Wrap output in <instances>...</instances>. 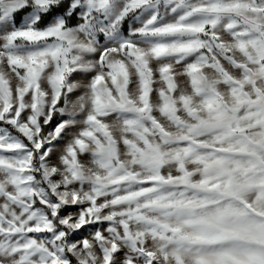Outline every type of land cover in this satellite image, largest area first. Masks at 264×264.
Here are the masks:
<instances>
[{
	"label": "snow or ice",
	"instance_id": "6c2138e0",
	"mask_svg": "<svg viewBox=\"0 0 264 264\" xmlns=\"http://www.w3.org/2000/svg\"><path fill=\"white\" fill-rule=\"evenodd\" d=\"M249 45L264 53V0H0V264H152L134 213L81 164L77 113L153 60L235 64Z\"/></svg>",
	"mask_w": 264,
	"mask_h": 264
},
{
	"label": "rangeland",
	"instance_id": "374dc122",
	"mask_svg": "<svg viewBox=\"0 0 264 264\" xmlns=\"http://www.w3.org/2000/svg\"><path fill=\"white\" fill-rule=\"evenodd\" d=\"M97 41L107 43L108 37L97 36ZM245 51L247 56L239 49L228 53L235 64L195 61L199 67H181L153 60L143 83L136 82L133 72L132 82L120 92L108 80L103 110L96 112L89 100L77 113L82 123L74 126L76 131L92 133L81 164L89 178L102 181L134 213L132 229L154 254L152 264L264 261V220L243 219L246 214L235 209L226 186L227 169L217 164L219 154H233L240 142L235 139L241 132L235 116H264V53L251 45ZM81 92L77 88L70 98ZM87 112L94 114V122L87 121ZM106 227L100 229L105 234Z\"/></svg>",
	"mask_w": 264,
	"mask_h": 264
},
{
	"label": "crops",
	"instance_id": "0c3cea01",
	"mask_svg": "<svg viewBox=\"0 0 264 264\" xmlns=\"http://www.w3.org/2000/svg\"><path fill=\"white\" fill-rule=\"evenodd\" d=\"M236 111L242 113V105ZM235 118V124L241 128L235 139L240 142L236 143L233 154H224V157L219 154V165L227 169L225 173L229 181L226 186L232 191L233 202L238 205L235 209L246 214L243 219L264 220V116L248 115ZM217 175V189L220 194V169ZM217 203L220 210L221 200Z\"/></svg>",
	"mask_w": 264,
	"mask_h": 264
},
{
	"label": "bare ground",
	"instance_id": "6f19581e",
	"mask_svg": "<svg viewBox=\"0 0 264 264\" xmlns=\"http://www.w3.org/2000/svg\"><path fill=\"white\" fill-rule=\"evenodd\" d=\"M211 155V154H210ZM215 164V163H214ZM217 164H219V163H217ZM217 173V172H216Z\"/></svg>",
	"mask_w": 264,
	"mask_h": 264
},
{
	"label": "trees",
	"instance_id": "16d2710c",
	"mask_svg": "<svg viewBox=\"0 0 264 264\" xmlns=\"http://www.w3.org/2000/svg\"><path fill=\"white\" fill-rule=\"evenodd\" d=\"M73 264H75L74 261H73Z\"/></svg>",
	"mask_w": 264,
	"mask_h": 264
}]
</instances>
